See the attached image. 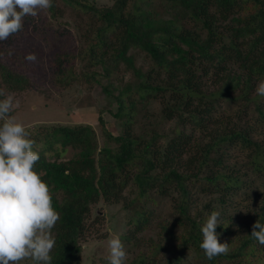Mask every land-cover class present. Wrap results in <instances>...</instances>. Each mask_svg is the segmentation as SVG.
Segmentation results:
<instances>
[{
    "label": "trees",
    "instance_id": "trees-1",
    "mask_svg": "<svg viewBox=\"0 0 264 264\" xmlns=\"http://www.w3.org/2000/svg\"><path fill=\"white\" fill-rule=\"evenodd\" d=\"M59 1L88 19L81 47L54 58L53 82L100 85L120 131L104 108L101 142L89 123L25 129L60 215L51 264H82L81 241L102 221L90 216L99 200L126 212L124 264H264V246L250 237L254 222L264 224V97L255 92L264 80V0H52V17L62 15ZM29 18L0 41V56ZM29 87L0 60V100ZM67 146L74 154L59 159ZM212 211L229 252L209 260L200 227Z\"/></svg>",
    "mask_w": 264,
    "mask_h": 264
},
{
    "label": "rangeland",
    "instance_id": "rangeland-1",
    "mask_svg": "<svg viewBox=\"0 0 264 264\" xmlns=\"http://www.w3.org/2000/svg\"><path fill=\"white\" fill-rule=\"evenodd\" d=\"M96 6L110 5L113 0H87ZM58 7L62 15L52 17L49 9L38 10V16H30L25 22L26 30L18 34L7 46L10 52L2 54L0 60L11 68L27 75L30 87L24 92H8L13 97V107L6 119L21 124L25 129L36 128L38 125L89 123L96 133L99 142L102 133L97 121L98 109L108 107L106 97L97 83L88 85L74 83L62 88L53 82L54 58L60 53L75 52L82 45L80 26L82 19L87 15L74 9L61 1ZM25 21V20H24ZM136 64L146 67L142 53L133 49ZM34 53L35 62L25 60V56ZM13 55L8 57L7 55ZM75 68L78 67L77 60ZM122 81L129 79L127 71H120L117 75ZM114 76L113 81H118ZM104 82V80H102ZM5 97V98H6ZM18 102V104H17ZM115 106V105H114ZM102 111V116L112 124L110 130L114 133L120 131L117 121L110 113ZM56 149L60 150L59 143ZM75 150L67 146L60 151L59 159H66L74 154ZM52 152H48L51 154ZM58 198L60 194H57ZM125 211L121 203H107L99 200L90 207V216H102V221L95 224L94 229L81 241L82 264H108L109 240L119 237L122 232ZM19 264H34L26 259Z\"/></svg>",
    "mask_w": 264,
    "mask_h": 264
},
{
    "label": "clouds",
    "instance_id": "clouds-1",
    "mask_svg": "<svg viewBox=\"0 0 264 264\" xmlns=\"http://www.w3.org/2000/svg\"><path fill=\"white\" fill-rule=\"evenodd\" d=\"M51 7L52 0H0V41L22 31L25 17L35 18L38 10ZM24 58L36 61L34 53ZM255 92L264 97V80L258 82ZM12 107L11 95L0 100V120L4 121L0 125V264H19L26 259L51 264L56 243L52 229L60 215L52 206L49 186L34 171L40 159L33 150L35 141L21 124L6 119ZM220 218V212L212 211L200 227L199 247L209 260L229 252L228 243L219 242L215 231ZM250 237L264 246V224L254 222ZM108 248V264H124L127 253L119 237L109 240Z\"/></svg>",
    "mask_w": 264,
    "mask_h": 264
}]
</instances>
